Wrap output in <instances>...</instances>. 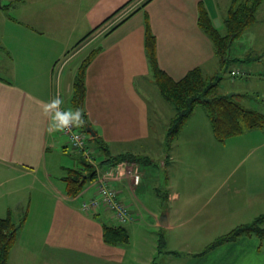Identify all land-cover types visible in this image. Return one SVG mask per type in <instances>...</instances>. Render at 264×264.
Returning <instances> with one entry per match:
<instances>
[{"label":"crops","instance_id":"crops-1","mask_svg":"<svg viewBox=\"0 0 264 264\" xmlns=\"http://www.w3.org/2000/svg\"><path fill=\"white\" fill-rule=\"evenodd\" d=\"M137 1L0 0V53L13 61L10 69L0 63V69L11 77L0 76V203L5 205L0 217L12 209L25 216L21 236L30 232L35 237L36 256L41 264H133L126 258L128 249L146 252V258L141 259L143 264H264V244L253 237H242L199 255L215 238L264 213V128L241 136L246 155L239 165H246L251 159L246 168H222L223 180L218 184L212 182V168H200V176L185 181L177 176V183L174 175L149 182L153 170L145 167L138 168V186L131 187L125 178L114 183L119 199L134 217L125 227L130 238L125 246H111L103 241L104 226L117 225L109 212L94 216L81 210V201L95 195L94 180L77 196L70 197L64 191V177L56 182L51 179L48 154L70 157L67 162L58 159L60 172L81 167L53 119L51 102L57 93L68 111L75 114L82 108L78 125L88 124L96 137L105 142L111 156H146L154 126L144 93L150 81L145 50L147 29L155 37L158 67L172 80H180L195 68H201L206 76L222 69L198 18L203 9L214 27L221 30L231 0H147L102 32L110 20ZM98 26L80 47L66 55ZM230 55L236 63L228 71L240 70L245 76V87L254 94H263L264 0L254 22L232 43ZM89 56L85 96L82 106L76 109L71 103L74 79ZM56 62H63L59 78ZM246 96L249 97L247 93ZM88 138L94 153L96 146L92 137ZM145 141L148 143L138 145ZM68 150L73 153L71 156L67 155ZM95 150V162L100 163L106 156L101 149ZM170 159L175 163V157L170 155ZM169 164L170 160L163 161L158 169L166 171ZM108 167L105 164L100 170ZM190 169L184 168V172ZM185 194L199 195V206L186 212ZM148 235L153 239L146 249L134 246V241ZM199 238L206 241L202 243ZM160 239L163 250L158 247ZM21 243L19 238L15 245ZM24 257L10 252L8 264L12 258L21 263Z\"/></svg>","mask_w":264,"mask_h":264},{"label":"trees","instance_id":"trees-1","mask_svg":"<svg viewBox=\"0 0 264 264\" xmlns=\"http://www.w3.org/2000/svg\"><path fill=\"white\" fill-rule=\"evenodd\" d=\"M131 1L132 0H129V2ZM129 2H127L126 5ZM262 2L263 0H231L230 7L224 19L223 31L214 27L208 14L204 12L203 9H200L198 18L199 27L212 41L215 48V55L219 60L221 67H224L229 63V53L232 43L234 40L239 38L242 33L254 22L255 13ZM2 8L5 10L7 5L2 6ZM116 13L117 12L112 14V16ZM112 16L107 18L103 23H106ZM103 23L100 25L101 27ZM100 26L88 32L69 50V52H67L66 55L80 47L81 44L84 43V41ZM145 50L150 70V78L153 81V84L156 86L161 98L169 103L173 108V116L167 127L164 142L165 151L167 152L165 162H168L170 159L169 154L171 145L174 143L175 139L178 137L181 130L185 127L186 123L193 115V112L198 107H201L204 110V114L208 120L214 139L222 145L225 144L229 139L234 138L235 136H238L244 132L264 128V114L248 108L237 101L236 97H243L241 94L229 96L227 93H223L221 91V74L206 76L201 68H195L189 71L180 80H172L158 67L155 37L149 29L146 31ZM90 58L91 56L86 58L81 63L75 75L73 84L74 91L71 103L76 109H79L83 104L85 96V72ZM61 63L56 62L54 65L57 73V65H60ZM234 72L238 73L232 74ZM229 73L231 77L244 75L240 70H231ZM254 97L258 98L260 102L264 103V93L261 95L254 94L253 98ZM87 126L88 124H86L85 127L82 126L81 129H79L80 126L77 122V129L86 136V146L88 149H90L88 145L90 140L88 137L91 135L86 132ZM60 132L62 133L61 128ZM62 135L64 134L62 133ZM91 137L93 145L96 146V148H93L94 153L91 150L93 160L95 161L97 158L95 154L97 153V150L95 149H101L106 158H104V160H102L100 163L89 162V160L86 159L83 154L74 151L69 144L72 151H74V154L78 156V160L81 165V167L78 169H69L67 171L68 175L63 178L65 183L64 191L70 197L77 196L83 191L85 185L88 182L93 180L95 181L98 175V169L103 170L102 166L105 164L110 165V167H117L123 163L128 165L134 164L138 169L144 168L146 165L152 163L150 157L139 154L135 155L133 153H127L111 156L105 142L96 136ZM120 161L124 162L117 164ZM84 201L86 200H82L80 204H82ZM82 212L84 211L82 210ZM101 212H103V210L84 213L87 215L97 216ZM24 220L25 216H21L17 220L13 217L11 212L5 217H0V264H8L10 252L16 241L17 233ZM125 225H105L102 234L104 243L111 246L127 245L130 238ZM242 237H253L260 242V245L264 244V213L256 216L251 222L238 225L228 233L215 238L199 255H204L220 245L235 242ZM162 246L163 240L160 239L158 240V247L161 248Z\"/></svg>","mask_w":264,"mask_h":264},{"label":"rangeland","instance_id":"rangeland-1","mask_svg":"<svg viewBox=\"0 0 264 264\" xmlns=\"http://www.w3.org/2000/svg\"><path fill=\"white\" fill-rule=\"evenodd\" d=\"M145 1L146 0H139L138 2H135L130 7H128L126 11L122 10L123 11V12L121 11L122 15L116 17L118 20H115L113 23H111L115 19L114 18L110 20L108 24H106L109 25L107 29L115 25L117 21H120L121 19L125 18L127 15L133 12L142 2ZM8 13L11 14V12L9 11ZM17 18L18 17H16V19ZM217 23L218 22H216L215 24ZM221 31H223V27L221 28ZM229 57H230L229 63L226 64L224 67H222V69H220L219 72H217V74H221L222 76V80L220 82L221 91L227 94L229 93L241 94L243 97L241 96L236 97L237 101H239L241 104H243L248 108L259 111L264 114V104L261 103L258 98L255 97L252 98V96L254 95L253 90L249 91V89L245 87V76L244 75L238 77L230 76L228 70L232 66H234L236 60L231 57L230 53H229ZM12 62L7 60L6 55L0 53V63L4 64L5 67L8 66V69L13 67ZM8 73L9 72L0 69L1 77H4L6 79H11ZM262 84H263L262 82H260L259 84L261 85V88H262ZM144 93L146 94V98L148 99V102L150 104V119H151L150 123H152V126L154 125L153 136L152 139L150 138V143L148 145L149 150L146 151L147 154H145L147 157H150L152 160L151 164L145 166V168H151V170H153L151 171L152 173L150 174V177H148L149 182L153 181L155 178L157 180L158 178L170 179V177L174 175V181L178 183V180L176 179L177 176L180 177V181L183 179L185 181L187 179H193L195 178V176H200V172H199L200 168H212V171L214 172L215 175V178L213 179L212 182L213 183L216 182V184H218L220 181L223 180L224 170H222V168H246L251 158L248 160L246 165H239V162L246 155V153L243 151L244 138L241 137L245 135L246 132L238 136H235L233 139L231 138V140L229 139L224 145L218 143L215 139H213L214 137L212 135L211 129L209 128V123L204 114V110L201 107H198L193 112L191 119H189L188 122L186 123L183 131L180 132L178 136L179 141L177 139V141H174V143L171 145L172 151L170 152L169 155H171V158L175 157V163L174 160L172 161L171 159H169L170 166L165 168L166 171L161 172L160 169L158 168H161L160 167L161 163L166 159L167 152L165 151L164 142H165L167 127L173 116V108L169 103H167L161 98L151 78L150 81L147 83V86H145L144 88ZM246 93L249 95V97L246 96ZM250 100H252L253 102H250ZM67 108L66 111L69 110ZM79 129H81V126L79 127ZM190 134H196V135H190ZM190 137H195L196 139L192 140L190 139ZM146 143H148V141L139 142L138 145L143 146ZM131 149L132 150L130 151H133V148ZM73 153H71L70 150L67 151L68 156H71V154ZM69 158L70 157L60 158L55 155L53 156L50 154L47 155L46 158L47 169L51 175V179L54 182H56L58 178L66 177L68 175L66 171L60 172V170L58 169L61 165L58 163V159L67 162ZM184 168H192V169H190L188 172L185 173ZM239 171L241 172V170ZM216 198H219V195ZM198 199H200V196L197 194L196 195L185 194L183 196V200L185 201V204L183 202L182 203L183 206L187 208L186 212H188L190 209L192 210V208L194 209L195 207L199 206L197 201ZM210 205L213 206V204ZM4 208L5 205L0 203V212H3V215H4ZM41 208L42 207L39 208V211L41 210ZM10 211L13 213V217L17 220L22 216L21 212L15 211L13 209ZM131 223L132 222L127 223L125 227L129 226V224ZM20 229L17 233L15 242H18L20 238L22 243L21 245H15L14 243L11 253L13 255H17L18 257L20 255L26 256V258L25 257L22 258L21 263L19 262L18 258L16 260L15 258H12L11 264H41L38 262L36 256L38 250L35 247V237L30 232L27 235L21 236ZM207 232L209 231L207 230ZM152 239H153L152 235H148V237L144 239L139 238L137 239V242L134 241V246H136L139 249L143 247H145L146 249L147 245L148 244L150 245V241ZM147 240H149L148 241L149 243L147 242ZM199 241L203 243L206 240L199 238ZM163 249L164 247H162V250ZM131 252L132 249H128L126 258L128 260L130 259L131 262H133V264H143V262H141V259L146 258L147 253L132 252L131 255ZM32 254H34L33 258L29 259V256H32Z\"/></svg>","mask_w":264,"mask_h":264},{"label":"built area","instance_id":"built-area-1","mask_svg":"<svg viewBox=\"0 0 264 264\" xmlns=\"http://www.w3.org/2000/svg\"><path fill=\"white\" fill-rule=\"evenodd\" d=\"M63 63L57 65V78L60 77V71ZM238 72H234L235 74ZM59 97V94H56ZM58 111H65L62 103L56 107L53 105V119L58 124ZM62 133L68 138L71 148L83 154L89 162L95 163L91 154V149L86 146V136L77 129V122L70 123L68 126L61 128ZM98 175L94 181L95 195L81 204L84 212H96L99 210L107 211L111 214V218L117 225H125L134 220L128 206L119 199L118 191L114 187V183L125 178L130 182L131 187L140 183L141 174L134 164H120L117 167H110L101 171L98 169Z\"/></svg>","mask_w":264,"mask_h":264},{"label":"clouds","instance_id":"clouds-1","mask_svg":"<svg viewBox=\"0 0 264 264\" xmlns=\"http://www.w3.org/2000/svg\"><path fill=\"white\" fill-rule=\"evenodd\" d=\"M63 101L61 100V98L56 97L52 102H51V106L55 105L56 107H58ZM46 109L49 106H45ZM59 114V122L56 125V127L59 128H63L68 126L70 123H74V122H79L80 120V113L77 111L75 114H73L71 111H58Z\"/></svg>","mask_w":264,"mask_h":264},{"label":"water","instance_id":"water-1","mask_svg":"<svg viewBox=\"0 0 264 264\" xmlns=\"http://www.w3.org/2000/svg\"><path fill=\"white\" fill-rule=\"evenodd\" d=\"M228 95L229 96H234L236 94L235 93H229ZM80 111H81V116H82V108H80ZM86 132L88 134H90L91 136H96L95 133L92 131V129L89 126L86 127Z\"/></svg>","mask_w":264,"mask_h":264}]
</instances>
